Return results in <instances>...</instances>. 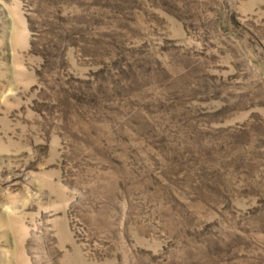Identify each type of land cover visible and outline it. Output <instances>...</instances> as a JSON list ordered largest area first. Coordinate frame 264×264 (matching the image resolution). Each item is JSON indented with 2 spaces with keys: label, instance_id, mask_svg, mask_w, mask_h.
Instances as JSON below:
<instances>
[{
  "label": "rangeland",
  "instance_id": "rangeland-1",
  "mask_svg": "<svg viewBox=\"0 0 264 264\" xmlns=\"http://www.w3.org/2000/svg\"><path fill=\"white\" fill-rule=\"evenodd\" d=\"M0 264H264V0H0Z\"/></svg>",
  "mask_w": 264,
  "mask_h": 264
}]
</instances>
